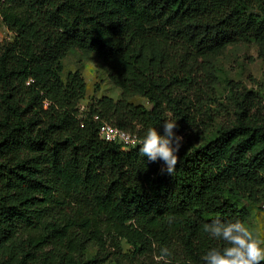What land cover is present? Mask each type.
I'll use <instances>...</instances> for the list:
<instances>
[{
  "label": "trees",
  "instance_id": "trees-1",
  "mask_svg": "<svg viewBox=\"0 0 264 264\" xmlns=\"http://www.w3.org/2000/svg\"><path fill=\"white\" fill-rule=\"evenodd\" d=\"M0 18L13 34L0 44V264H156L161 247L203 264L225 242L202 225L246 224L232 198L264 202V96L230 81L233 116L194 144L226 112L216 59L254 43L264 61V0H0ZM73 50L95 53L122 97L82 111L85 80L63 78ZM168 114L185 140L171 175L99 137L104 123L163 134Z\"/></svg>",
  "mask_w": 264,
  "mask_h": 264
},
{
  "label": "rangeland",
  "instance_id": "rangeland-1",
  "mask_svg": "<svg viewBox=\"0 0 264 264\" xmlns=\"http://www.w3.org/2000/svg\"><path fill=\"white\" fill-rule=\"evenodd\" d=\"M12 40L13 34L0 18V44L11 42ZM258 51L259 47L254 43H240L227 47L225 52L216 59L215 66L218 72L219 84L216 87L214 101L216 104H224L226 112L215 121L206 136L196 139L195 145H201L216 136L221 125L233 116L234 103L228 90V83L230 81L242 83L247 88L255 90L264 96V61L258 57ZM62 64L64 79L69 72L78 71L87 84V95L81 101L82 111L85 110L92 98L109 96L117 100L122 97V91L109 78L108 68L95 53L73 50L62 60ZM255 82L258 84H254ZM128 100L136 105L150 106L145 99L128 97ZM231 202L238 208L248 211L250 219L244 224L245 227L258 240L264 242V202L254 205L235 198H232ZM122 248L124 253L132 251L131 246L125 241H122ZM96 253L97 248L90 245L85 255L91 258ZM107 264L117 263L110 261Z\"/></svg>",
  "mask_w": 264,
  "mask_h": 264
},
{
  "label": "clouds",
  "instance_id": "clouds-1",
  "mask_svg": "<svg viewBox=\"0 0 264 264\" xmlns=\"http://www.w3.org/2000/svg\"><path fill=\"white\" fill-rule=\"evenodd\" d=\"M49 101H45L47 105ZM161 127L163 134L156 128L149 127L139 140V153L147 162H161V173L171 175L175 171L178 154L185 143L184 137L178 134L177 120L168 114ZM203 231L211 238L225 242L223 248L208 249L201 260L203 264H262L264 262V242L258 240L240 220H213L202 225ZM153 247H156L153 244ZM168 247H161L153 253L156 264H172ZM191 264V261L188 262Z\"/></svg>",
  "mask_w": 264,
  "mask_h": 264
},
{
  "label": "built area",
  "instance_id": "built-area-1",
  "mask_svg": "<svg viewBox=\"0 0 264 264\" xmlns=\"http://www.w3.org/2000/svg\"><path fill=\"white\" fill-rule=\"evenodd\" d=\"M99 137L105 142L119 145L123 151H130L138 147L140 140L137 135L120 130L107 123L101 125Z\"/></svg>",
  "mask_w": 264,
  "mask_h": 264
}]
</instances>
